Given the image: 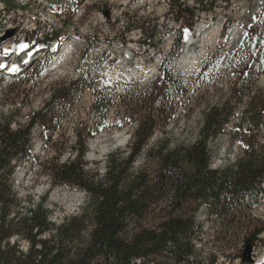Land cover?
I'll return each instance as SVG.
<instances>
[{"label":"rangeland","instance_id":"1","mask_svg":"<svg viewBox=\"0 0 264 264\" xmlns=\"http://www.w3.org/2000/svg\"><path fill=\"white\" fill-rule=\"evenodd\" d=\"M0 1L4 3V0ZM7 1L16 8L8 7L10 18L7 24L10 20L16 24L8 31L19 29L21 35H26L25 32H27L29 38L30 32L27 29L35 26L39 30L37 35L35 34L36 38H45L49 31L47 39H56L52 41V48L47 50V53H44V49L40 50L42 52L35 55L23 67L26 70L20 74L11 71L13 67L9 64L11 61L9 58L2 57L10 51L6 49L0 51V65L5 64V67L0 68V122H9L12 129H17L20 125L26 126L33 114L40 110L52 98V95L55 94L60 99L55 108L53 121L49 122L50 126L43 127L36 123L32 128L33 155L35 159H39V163L44 162L48 157L49 151L44 143L47 133H52L53 141L58 146L64 143L66 147H72L75 142L73 132L75 127L81 128L83 124L85 126L90 124L97 131L87 141L86 169L104 172L110 153L118 149L125 153L129 150L134 128L138 124V120H132L124 113L121 99L125 95L130 97V94H134L130 88L147 92L151 89L150 82L154 80L158 72L154 80L157 82L153 101L155 106L163 111V116L158 119V130L150 138L145 149L149 150L154 145L167 142L170 150L177 151L175 158L179 164L189 174H193L195 166L189 162L183 151L203 137L201 130L206 114L214 107L223 110L225 119L219 123V132L206 140L211 168L223 170L235 167L238 161L248 157L245 150L250 149L251 144L264 143V108H260L264 104V91L262 82L259 80V75L263 74V57L251 60L250 75L252 77L250 79L239 80L229 86L230 93L227 100H224L225 82L218 79V76H226L228 66L231 65V58L228 66H225V61L229 57H236L237 54L238 42L229 45L230 29L235 24L238 26L243 24L242 27L245 30L252 18V9H255L254 16L264 15V4L258 0H252L253 2L251 0H213L212 2L206 0L204 8L199 6L196 0H181L187 6L197 7L198 19L194 28L196 37L199 33L201 39L205 35L204 32L211 27H220L222 34H219L214 44L206 43V49L203 52L204 63H202L205 68L201 70H198L196 66L191 70L182 67V59L186 55L182 54V49L178 55L169 56L165 70L176 81V85L172 88V93L161 99L159 98L163 91L169 87L168 81H164L160 75L163 65L160 68L158 66L154 77H148L149 74L145 76L143 74L144 77L140 78L119 77L117 73L114 74V71H122L130 67L150 69L156 61L161 60L160 57H163L164 51L169 49L164 46H168L167 43L170 40L172 45L177 35L178 37L184 35L183 27L178 28V18H173L172 12L168 10V3L175 9L172 0L171 2L168 0H62L63 6H53L45 0ZM242 1H244L243 4ZM23 4L27 5L24 9L20 8L24 6ZM243 5H246V9ZM203 11H207V15H204ZM174 16H176L175 13ZM225 16H228L229 25L223 36L224 30L222 31L221 28ZM129 17H131L132 26L146 21V31L155 28L159 32L160 40L154 50L151 47L136 44V41L140 37L142 39L144 35L139 37L136 31L139 28L135 26L132 28L136 31L135 33L131 32L132 29L131 31L125 29ZM171 28L177 29V32H173ZM51 31L55 34L53 38H51ZM7 32L3 37L7 36ZM0 40H2L0 45H4L7 39L3 40L1 35ZM67 41L71 43L69 47L66 44ZM241 41L240 53H247L251 48V41H244V37ZM261 41L262 35L257 36V43ZM107 44H109L108 47ZM181 48L184 53L190 51L185 49V44ZM216 51H218L217 54H215ZM214 66H216V73H214ZM145 70L144 72L147 73L148 71ZM103 73H108V76L112 78L113 83L110 86L103 83L108 78ZM226 84L229 85V82ZM103 85L106 86L103 92L112 95V102L106 119L100 120L93 104ZM67 86L72 91L70 100L64 102L60 91ZM172 94H176V97ZM154 103H149L145 112H153ZM247 106L249 110L245 112L244 108ZM71 150V148H64L60 160L68 158ZM143 160L144 155H141L137 165ZM40 167V165H33L31 159L25 160L17 168L13 187L22 199V211L30 209L35 202L45 196V206L52 211L51 220L60 223L65 216L78 212L84 206L87 195L78 188L51 185L49 178L41 172ZM261 203L260 206L251 210L252 216L257 217L258 220L253 225H245L231 232L225 250L219 247L222 244L216 242L213 237V234L221 229L220 222L215 221V217L209 215L207 209L202 207L197 213L195 223V227H202L206 231L201 239L195 241L196 247L200 250L199 263L209 264L210 255L214 254L216 256L212 264H246L242 261V254L248 236L252 240L250 241L252 247L259 240L254 255L251 254V259L253 260V256L254 258L264 256V230L254 237L249 234L250 229L247 228L250 227L252 230L254 225L264 227V197L261 198ZM210 216L214 218V221ZM240 253L241 256H239Z\"/></svg>","mask_w":264,"mask_h":264},{"label":"trees","instance_id":"2","mask_svg":"<svg viewBox=\"0 0 264 264\" xmlns=\"http://www.w3.org/2000/svg\"><path fill=\"white\" fill-rule=\"evenodd\" d=\"M45 1L53 6L64 4L62 0ZM172 1L184 23L191 26L197 7L184 5L181 0ZM205 1L197 0V3L204 8ZM3 2L12 6L7 0ZM145 22L134 26L144 32L140 40L155 48L157 32L146 31ZM134 26L129 17L125 29ZM181 41L177 38L162 60L160 75L169 87L159 99L172 93L176 85L165 68L169 56L178 55ZM156 82L151 83L147 92L130 88L134 94L121 99L124 113L138 120V124L129 150L110 153L102 173L86 169L87 141L97 131L90 124L75 127L72 147L64 143L58 146L52 133H47L44 141L49 151L47 159L39 163L34 158L32 128L36 123L50 126L60 101L55 94L33 114L28 125L12 129L9 122H0V264H200V250L195 241L206 231L195 227V223L202 207L221 224L213 237L222 244L219 246L222 250L227 247L231 232L258 220L251 210L264 197V143L251 144L245 150L248 157L238 161L235 167L211 168L206 140L219 132V123L225 119L222 109L211 108L201 130L203 137L183 151L195 166L194 173L189 174L176 160L177 151L170 150L167 142L145 149L158 130V119L163 116L153 101ZM105 88L104 85L100 88L93 104L100 120L106 119L112 102V95L103 92ZM71 91L68 86L61 89L64 102L70 100ZM151 102L153 112H145ZM64 148L72 150L62 161ZM141 155L144 160L137 165ZM28 159L33 165L41 166L51 185L83 190L87 195L84 206L60 223L51 220L52 211L45 206V196L22 211V199L13 182L17 168ZM247 228L254 237L264 230L255 225L252 230ZM246 239L252 241L249 236ZM215 256L210 255L209 264Z\"/></svg>","mask_w":264,"mask_h":264},{"label":"bare ground","instance_id":"3","mask_svg":"<svg viewBox=\"0 0 264 264\" xmlns=\"http://www.w3.org/2000/svg\"><path fill=\"white\" fill-rule=\"evenodd\" d=\"M254 1V0H253ZM261 4H264L262 2H264L263 0H258ZM238 2V1H237ZM244 1H242V4H243ZM246 2V1H245ZM241 3V2H240ZM247 4V3H246ZM249 4V3H248ZM256 4V3H255ZM24 5V4H23ZM246 6V5H245ZM243 5V7L246 9ZM258 6V5H256ZM255 7V6H254ZM253 7V8H254ZM7 5H5V3H2L0 1V36H1V33L4 32L7 27H10V23L7 24L8 22V18H10V16L8 15L9 13H7ZM243 8V9H244ZM261 8V7H260ZM237 9V8H236ZM258 9V7H257ZM240 10V9H239ZM255 10V9H254ZM241 11V10H240ZM239 11V12H240ZM260 11V9H259ZM10 12V11H9ZM242 12V11H241ZM243 13V12H242ZM255 14V13H254ZM259 14V13H258ZM261 14V13H260ZM9 17H8V16ZM219 16V15H218ZM240 16V15H239ZM249 16V15H247ZM264 16V15H263ZM244 18V17H243ZM222 21V20H221ZM238 21V20H237ZM220 22V21H219ZM243 22V20H242ZM170 23V22H169ZM168 23V24H169ZM177 23V22H176ZM234 23V22H233ZM36 24V23H35ZM195 24H196V21H195ZM238 24V23H237ZM245 24V23H244ZM42 25V24H41ZM232 25V24H231ZM243 25V24H242ZM242 25L238 26V25H234L230 31H229V34H230V37H229V45L232 44V43H236V42H239L242 40V38L244 37V29L242 27ZM45 26V25H44ZM35 27V26H34ZM29 28L27 30H29L28 32H30L31 34L33 35H37L38 33V28L35 27V28ZM183 27V21L182 20H179L178 19V28H182ZM13 28V27H12ZM194 28H195V25L193 26V30L192 32L190 33L191 36H195V31H194ZM198 28H200L198 26ZM197 29V28H196ZM222 29V28H221ZM159 33V32H158ZM205 35L201 37L200 39V45H193V43H189L187 41H185V49H190L189 53H185L186 55L184 56V59H182V67H184L185 69L187 70H191L192 68H194V66H201L202 64V60H203V52H205V45L206 43L207 44H214L216 40H218V36L220 34V27L219 28H216V27H211L209 29H207L205 32ZM26 35H21V33H19V29H16L15 28V34L12 38H8L5 42H4V46L8 47L11 51L15 52V49L17 47L18 44H21V43H24L26 42L27 40V32H25ZM30 34V35H31ZM155 35V34H154ZM52 36V34H51ZM170 36V35H169ZM173 36V35H172ZM3 37V36H2ZM175 37V36H174ZM40 38V36H39ZM38 39V37H37ZM171 39V38H170ZM174 39V38H173ZM190 39V38H189ZM186 40V38H185ZM223 40V39H222ZM123 42V41H122ZM198 42V41H197ZM227 43V42H226ZM247 43V42H246ZM261 45H262V49H264V35H262V41H261ZM67 46L69 47L70 46V41H67ZM168 46L171 45V40L167 43ZM235 45V44H234ZM121 46V45H120ZM228 46V45H227ZM39 48V45H31V46H28L26 48H23L20 50V53L23 55L25 54L26 52L28 53L26 56H23L22 58L18 59L16 57L13 58L12 61L9 62L10 66L11 67H16L18 70L21 68L19 66V62L17 60H20L21 61V64L22 66H26L27 63L29 62L28 59L30 58V56L32 55V53H34L37 49ZM233 48V47H232ZM231 48V49H232ZM236 48V47H235ZM234 48V49H235ZM246 49V47H244ZM248 48V47H247ZM209 49V48H208ZM212 49V48H211ZM231 49L229 51H231ZM224 50V49H223ZM241 50H242V47H241ZM137 51V50H136ZM167 51V50H166ZM187 52V51H185ZM228 52V51H227ZM234 52V51H233ZM243 52V51H242ZM230 53V52H229ZM206 54V53H205ZM204 54V55H205ZM225 54V53H224ZM221 55V54H220ZM222 58V57H221ZM230 58L229 57L226 61H225V66H228V64H230ZM223 59V58H222ZM261 59V58H260ZM223 61V60H222ZM258 62V60H257ZM1 63V61H0ZM144 63V62H143ZM204 63V62H203ZM262 63V62H261ZM1 65H5V64H1ZM159 66V63L157 64L155 62L154 66H151L150 69L148 70H145L146 68H133V67H130L129 69H124L122 71H118V70H115L114 71V74L117 73V75H119V77H122V76H128L130 78H135V77H142L143 74L144 76L147 74L148 77H154L155 73H156V69L158 68ZM224 66V67H225ZM141 67V66H140ZM215 67V66H214ZM254 67V66H253ZM2 68V67H0ZM207 68V67H206ZM8 69V68H7ZM219 69V68H218ZM217 69V70H218ZM145 71H148L147 73L144 72ZM222 70V69H221ZM252 70V69H251ZM211 71V70H209ZM221 72H224V71H221ZM260 72V71H259ZM262 72V71H261ZM252 73V72H250ZM12 75V74H11ZM220 75V74H219ZM223 75V74H222ZM143 76V77H144ZM225 76V75H224ZM147 77V78H148ZM146 78V79H147ZM128 80V79H127ZM142 80V79H141ZM139 81V80H138ZM147 81V80H146ZM148 82V81H147ZM149 83V82H148ZM260 254V253H259ZM253 261H254V264H264V256H260L258 258H254L253 257Z\"/></svg>","mask_w":264,"mask_h":264},{"label":"built area","instance_id":"4","mask_svg":"<svg viewBox=\"0 0 264 264\" xmlns=\"http://www.w3.org/2000/svg\"><path fill=\"white\" fill-rule=\"evenodd\" d=\"M212 1L213 0H211V2ZM251 2L253 1L251 0ZM205 4H206V1H205ZM168 10L172 12L173 18H177V16H174V13L172 9L170 8L169 3H168ZM251 11H252V18H250V23L247 24L244 30V41H251V48L248 49L247 53H240V46L242 44V41H239L237 43L236 57H231V65L228 66V72L226 73V76H218V79L220 81L225 82L226 87L224 88V94H225L224 100L228 99L229 86L234 85V83L239 80L246 81L247 79H250L252 77V75H250L251 60L256 59V57H263V64H262L263 74L259 75V80L262 82V86L264 87V52H262L261 43H257V36L264 35V16L263 15L254 16V10L252 9ZM203 13H205L204 15H207L206 14L207 11H203ZM227 17L228 16H225L224 23L227 20ZM196 19H198V15L195 17V20ZM179 20L183 21V19H179ZM13 25H16V24H14L12 20H10V27H7V29L4 32H2L1 35L3 36L5 32H7L10 28H12ZM172 30L173 32H177V29H172ZM136 31L138 32V35L140 37L142 35V30L137 29ZM136 31L133 30L131 32L135 33ZM136 44L138 45L141 43L139 41H136ZM142 46L145 47L146 45L142 44ZM164 47L165 48L169 47L170 49L171 46H164ZM215 54H217V51L215 52ZM227 55L229 56V54ZM214 73H216V66H215ZM228 82H229V85L226 84ZM258 241L254 243L252 255H254L255 253L256 244L258 243Z\"/></svg>","mask_w":264,"mask_h":264},{"label":"water","instance_id":"5","mask_svg":"<svg viewBox=\"0 0 264 264\" xmlns=\"http://www.w3.org/2000/svg\"><path fill=\"white\" fill-rule=\"evenodd\" d=\"M13 34H14V30H10L8 31L6 37L7 38L12 37ZM243 248H244V251L242 254V261L246 264H252L253 260L251 259V253H252L253 247L249 239L245 241V245Z\"/></svg>","mask_w":264,"mask_h":264},{"label":"snow or ice","instance_id":"6","mask_svg":"<svg viewBox=\"0 0 264 264\" xmlns=\"http://www.w3.org/2000/svg\"><path fill=\"white\" fill-rule=\"evenodd\" d=\"M187 35H188V33H187V30H186L185 38H187ZM23 47H27V46L25 45V46H22V48H23ZM0 67H5V65H0ZM17 70H18V69H17L16 67L11 68V71H13V72H15V71H17ZM94 71H95V70H94ZM103 75H105V76L108 77L106 80L103 81V83H104L106 86H110V85L113 83L112 78H111L110 76H108V73H103ZM161 78L163 79V76H162Z\"/></svg>","mask_w":264,"mask_h":264}]
</instances>
